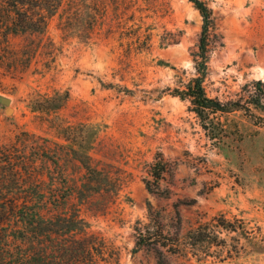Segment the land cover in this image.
<instances>
[{"label":"rangeland","instance_id":"374dc122","mask_svg":"<svg viewBox=\"0 0 264 264\" xmlns=\"http://www.w3.org/2000/svg\"><path fill=\"white\" fill-rule=\"evenodd\" d=\"M202 1L213 17L206 92L245 107L217 115V140L188 102L169 94L197 75L203 18L189 0H102L107 10L89 34L65 32L56 16L43 37H12L17 57L0 67V96L12 101L11 115L0 104V146L22 132L64 143L31 112L38 94L68 91L63 122L99 127L91 154L124 188L116 201L85 204L82 214L121 264H159L154 246L133 253L139 230L148 229L160 243H180L176 254L160 248L165 264H264V0ZM29 47L35 54L26 64L18 57ZM160 160L168 170L151 193ZM215 219L237 231L214 228ZM200 226L210 237L191 240Z\"/></svg>","mask_w":264,"mask_h":264},{"label":"trees","instance_id":"16d2710c","mask_svg":"<svg viewBox=\"0 0 264 264\" xmlns=\"http://www.w3.org/2000/svg\"><path fill=\"white\" fill-rule=\"evenodd\" d=\"M189 1L203 18L198 51L194 55L197 75L187 83L180 82L181 85L169 94L188 102L190 111L201 120L209 137L217 140L222 125L217 115L245 107L208 96L204 82L210 59L212 10L205 1ZM101 2L0 0V67L17 57L10 47L12 37H43L56 16L65 32L91 33L107 10ZM73 21L76 22L73 24ZM23 51H30V54L18 58L28 64L35 49L29 47ZM69 98L68 91H57L53 95L38 94L29 101L31 112L57 129L64 143L22 132L11 143L0 146V264H121L118 249L91 231L82 207L102 196L116 201L124 183L120 175L95 163L91 152L99 137V127L87 123L65 124L59 117L58 112ZM253 104L259 107L261 100ZM70 164L78 168V175L69 171ZM167 170L164 160L153 165L151 174L157 187L154 189V184L148 181L147 189L151 193L160 192L159 183ZM214 222V228L237 231L224 219ZM208 232L206 226H200L189 232V238L195 241L198 235L209 238ZM153 236L150 229L146 233L139 230L133 253L154 246L159 264H165V252L160 248L176 254L180 243H160Z\"/></svg>","mask_w":264,"mask_h":264},{"label":"water","instance_id":"95a60500","mask_svg":"<svg viewBox=\"0 0 264 264\" xmlns=\"http://www.w3.org/2000/svg\"><path fill=\"white\" fill-rule=\"evenodd\" d=\"M11 103H12V101L9 98L0 96V104H2V105H4V106L7 107L6 113L8 115H11L12 114V109L10 108Z\"/></svg>","mask_w":264,"mask_h":264},{"label":"bare ground","instance_id":"6f19581e","mask_svg":"<svg viewBox=\"0 0 264 264\" xmlns=\"http://www.w3.org/2000/svg\"><path fill=\"white\" fill-rule=\"evenodd\" d=\"M259 76L264 77V74L263 73H259Z\"/></svg>","mask_w":264,"mask_h":264}]
</instances>
